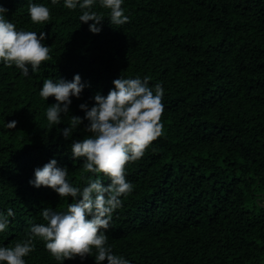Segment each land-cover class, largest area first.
Wrapping results in <instances>:
<instances>
[{"label": "trees", "instance_id": "1", "mask_svg": "<svg viewBox=\"0 0 264 264\" xmlns=\"http://www.w3.org/2000/svg\"><path fill=\"white\" fill-rule=\"evenodd\" d=\"M29 2L49 7L50 21L32 24ZM0 6L17 30L47 33L52 57L28 77L0 62V212L15 213L0 246L43 222V208L71 202L31 186L36 168L55 159L77 185L91 175L70 152L73 140L88 135V121L67 140L68 116L50 128L46 108L55 99L39 96L43 81L79 74L87 86L72 98L69 116L83 118L79 105L91 108L115 79L148 77L150 87L164 88V134L127 166L134 188L106 233L113 253L129 264H264V0H124L129 23L122 26L97 4L93 10L105 17L98 34L63 0ZM26 264L58 262L37 242Z\"/></svg>", "mask_w": 264, "mask_h": 264}, {"label": "clouds", "instance_id": "2", "mask_svg": "<svg viewBox=\"0 0 264 264\" xmlns=\"http://www.w3.org/2000/svg\"><path fill=\"white\" fill-rule=\"evenodd\" d=\"M59 0H51L53 6ZM124 0H63L68 10L79 9L81 23H88L89 31L98 34L99 25L105 20L103 12L93 10L99 5L107 10L112 25L122 26L129 23L122 7ZM30 21L34 25L46 24L51 19L50 8L41 3L29 2L27 7ZM7 9L0 6V62L5 67L20 70L24 77L29 69L35 72L42 63L52 59L51 48L43 41L47 33L41 31L17 30L4 13ZM107 96L97 93L94 105H79L84 111L83 118L69 116L72 98H79L87 86L79 74L72 81L46 78L39 96L55 103L46 108L49 127L61 123V114L68 116L69 123L62 130L65 140L83 123L88 121L85 131L88 135L81 140H73L70 152L73 160H82V185L69 180L67 168L57 166L55 159L34 170V179L29 184L34 188H48L60 200L71 198L63 210L43 208L41 223L31 224L22 239L7 246H0V264H26V258L35 251L36 243L42 242L50 256L63 264L66 260L94 257L95 264H129L123 256L113 253L108 244L107 232L113 213L122 206L121 197H127L134 186L127 180V166L142 158L152 142L164 134L162 115L164 112V88L156 83L149 86V78H122L113 82ZM15 120L6 124L10 130L16 128ZM102 178H107V183ZM14 211L9 208L0 212V233L8 230Z\"/></svg>", "mask_w": 264, "mask_h": 264}]
</instances>
